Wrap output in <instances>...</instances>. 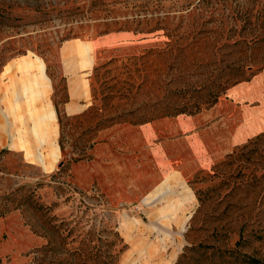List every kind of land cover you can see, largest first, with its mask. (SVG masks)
I'll use <instances>...</instances> for the list:
<instances>
[{
    "label": "rangeland",
    "instance_id": "1",
    "mask_svg": "<svg viewBox=\"0 0 264 264\" xmlns=\"http://www.w3.org/2000/svg\"><path fill=\"white\" fill-rule=\"evenodd\" d=\"M122 31L137 46L101 53L109 45L100 38ZM262 65L264 0H0V218L9 216L0 219V253L12 264L21 252L23 264H226L214 251L240 237L244 252L262 248L264 177L254 181L252 171L264 172V157L258 167L226 163L264 127L132 203L116 202L136 199L161 168L187 177L194 150L215 134L139 154L138 163L101 162L99 153L81 162L100 131L176 123L195 104L204 114L216 91L219 134L241 131L244 115L264 119ZM246 84L249 96L232 98ZM74 94L85 107L72 114Z\"/></svg>",
    "mask_w": 264,
    "mask_h": 264
},
{
    "label": "crops",
    "instance_id": "2",
    "mask_svg": "<svg viewBox=\"0 0 264 264\" xmlns=\"http://www.w3.org/2000/svg\"><path fill=\"white\" fill-rule=\"evenodd\" d=\"M100 39L102 40L107 39L106 41L109 45L107 48H104L101 53L107 50L111 52L113 51L125 52V51L135 48L138 43V41L135 39V36L126 31L108 33V34L103 35ZM89 53L90 55L89 54L88 55L90 57V60L93 61V57H94L93 51L92 52L90 51ZM261 77L264 78V69L262 70ZM255 85H258L256 84V81L252 82V87ZM252 87H250L249 84L239 86L231 90V96L232 98L248 97L249 92L252 89ZM81 95L84 96L83 91ZM76 97L77 98L70 100L66 106V109L68 111H72L71 112L72 114L82 111L85 107L83 105H82L83 107H81V101L79 100L80 98H78L80 97V95L79 96L77 95ZM214 109L215 107L209 111L205 110L203 111L204 114L199 112L195 115L182 116L184 118L178 119L176 123L175 122L166 123V122H157V121L155 123V120H154V121H150V122L139 124V125H132V124H126V123L114 125L110 128H107L99 132L98 138L94 144L92 158L88 161H81V162L93 163L96 159V154L99 153L98 157L101 162H106V163L113 162L116 164H124L126 161L131 162V160H128L129 159L128 157L133 156L135 162L138 163L139 161H141L140 160L141 158H139L138 156L139 154L142 157H146L147 151H152V152L155 151L158 153H162L163 149L169 147L170 144L174 147L182 146V145H194L196 140L201 141L205 137L210 136L212 133L215 134V138H213L208 143L210 145L212 144L211 149H205V151H203L204 147L208 145V144L206 145V143L204 142L205 140H204L200 143L199 148L197 150H194L193 156L187 162L188 169L190 170V174L187 177L181 174V170L179 167L175 169L161 168L162 170L160 172L161 176L156 181H154L147 189H145L143 193L138 191L137 192L138 195L136 199H132L128 201L119 200L116 203L135 202L143 198L145 194H148V192H150L152 189L154 188L156 189L158 185L164 183L168 179L172 178L176 181L180 180V178L186 179L190 177L199 168L209 166L221 154L229 152V150L232 148V146H234L236 142L242 140L248 135L254 134L255 132L259 131L260 129L264 127V119L260 117H255V116L253 119H248L249 116L244 115L242 119L243 121L244 119H247L248 124L246 126H243L241 128V131L237 132L238 130H236V132L233 131V133H226L225 135L219 134L220 123L218 121H215V118L217 117V115H215ZM177 117H172V118L167 117V118L175 121ZM252 121L253 123L251 124ZM176 125L179 128H177ZM165 126H167V128L164 131L165 134H156L154 129L162 130L163 128H165ZM215 139H217V142L220 141L221 149L215 145L216 143ZM97 146H100V148H97ZM126 158L128 159L126 160ZM87 166L88 164H77L75 165V168L77 170H81ZM175 173L178 174L176 175V177L173 176ZM72 176L73 178L75 177L73 174ZM95 182L97 183L99 188L107 195V193L99 185L96 178H93L90 185ZM107 197L109 198L108 195ZM109 200L111 201L110 198ZM7 217L9 216L7 215L6 217H2L0 219L7 218ZM3 236L0 237V245L6 239V236L4 239L2 238ZM21 253L15 260L16 264H23V261L21 259ZM2 255L8 256L9 260L2 262ZM12 259L13 258H12L11 253H8V252L0 253V264H12Z\"/></svg>",
    "mask_w": 264,
    "mask_h": 264
},
{
    "label": "trees",
    "instance_id": "3",
    "mask_svg": "<svg viewBox=\"0 0 264 264\" xmlns=\"http://www.w3.org/2000/svg\"><path fill=\"white\" fill-rule=\"evenodd\" d=\"M255 41L257 42V40H255ZM262 66H264V65H262ZM219 95H220V93L218 91H216L215 93H212V94L209 93L207 96L208 97L207 100L205 102H203L202 104H204L205 107H207V108L212 107L216 103ZM192 108L194 110L191 112H188L189 115H195V114L199 113L200 109H201L200 104H195L192 106ZM183 112H184V110L180 109V110H177L176 114H180ZM262 144H264V132L257 135L256 137H254L250 141H248V143H246L244 146H242L237 152H233L230 155H228V157H227L228 161L226 164H232L233 160H236L239 163L243 162L244 163L243 166L246 165V163H248L250 165H254V167L263 166V163H262V158L264 157L263 153H262L263 150L262 151L259 150V147ZM231 158H233V160ZM256 169L257 168H255V170L253 169L254 172L252 171V173H254L252 175V179L254 181L255 180H257V181L261 180V178L264 177V172L259 173V170H256ZM262 169L263 168H261V170ZM239 175H240V170L237 173V177ZM237 177H235V178H237ZM236 186L241 187L242 183L240 182L239 184H236ZM198 202L200 203V205H202L204 203V200L201 197H198ZM241 230H243V229H241ZM241 233H243V231H241ZM261 239H262V237L259 234L258 240H261ZM241 241H242V243H241ZM245 241H246V239H245ZM243 244H244L243 237H240V239L235 242V245H234L235 248L234 249H230L228 251L226 249L218 248L214 252L219 253V255L223 259V262L226 264H264V250H262V249H264V239H263V242L261 243V246H260L262 248L253 249L252 251H249V252H247V251L244 252L242 250ZM124 247H125V245L122 246L121 250H123ZM183 257H185V254L182 255V258ZM226 259H228V261H225Z\"/></svg>",
    "mask_w": 264,
    "mask_h": 264
}]
</instances>
